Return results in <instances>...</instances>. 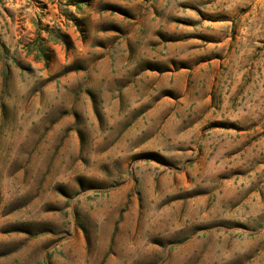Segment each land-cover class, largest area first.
<instances>
[{
  "label": "rangeland",
  "instance_id": "1",
  "mask_svg": "<svg viewBox=\"0 0 264 264\" xmlns=\"http://www.w3.org/2000/svg\"><path fill=\"white\" fill-rule=\"evenodd\" d=\"M104 3L0 0V264H264V0Z\"/></svg>",
  "mask_w": 264,
  "mask_h": 264
},
{
  "label": "crops",
  "instance_id": "2",
  "mask_svg": "<svg viewBox=\"0 0 264 264\" xmlns=\"http://www.w3.org/2000/svg\"><path fill=\"white\" fill-rule=\"evenodd\" d=\"M100 2V0H99ZM105 5L102 9L95 8L89 13L90 23H92V35L101 43H108L120 41L116 45L124 49V40L127 41H142L147 36H144L140 31V23L133 22L134 32L128 31L129 17L125 16L127 13L122 10L125 6V0H104ZM90 28V27H89Z\"/></svg>",
  "mask_w": 264,
  "mask_h": 264
}]
</instances>
